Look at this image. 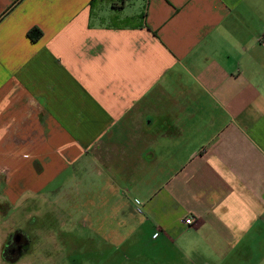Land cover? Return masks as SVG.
<instances>
[{
  "label": "crops",
  "instance_id": "1",
  "mask_svg": "<svg viewBox=\"0 0 264 264\" xmlns=\"http://www.w3.org/2000/svg\"><path fill=\"white\" fill-rule=\"evenodd\" d=\"M262 38L264 0H0V264L30 201L160 176L112 209L124 247L150 223L145 264H264Z\"/></svg>",
  "mask_w": 264,
  "mask_h": 264
},
{
  "label": "rangeland",
  "instance_id": "2",
  "mask_svg": "<svg viewBox=\"0 0 264 264\" xmlns=\"http://www.w3.org/2000/svg\"><path fill=\"white\" fill-rule=\"evenodd\" d=\"M163 179L164 177L160 176L154 182L147 184L119 182L113 187V184L106 182L99 185L96 192L98 200L93 198V208L97 205V201L99 204L96 215L91 213L92 196L87 193H82L77 203L72 196L73 215L71 216L65 215L66 212L64 213L62 209L59 210L60 202L56 198L30 201L29 220H23L19 225L28 240L26 246L28 250L21 254V257H9L5 245L2 257L6 262L20 261L17 264H145V260L151 261L150 259L154 257L153 251H150L152 248L145 246L150 240L147 231L151 224L147 223L144 233L132 237L129 244L124 247L122 241L125 232L122 224L126 216L112 215L111 212L116 205L129 204L139 208L140 198L150 194ZM125 186L132 189L128 195L123 194ZM76 204L78 207L75 206ZM129 219L132 226L138 225L141 221L134 214H131ZM16 233L9 235V241ZM148 254L151 256L150 259ZM251 264H262V262L257 260Z\"/></svg>",
  "mask_w": 264,
  "mask_h": 264
},
{
  "label": "flooded vegetation",
  "instance_id": "3",
  "mask_svg": "<svg viewBox=\"0 0 264 264\" xmlns=\"http://www.w3.org/2000/svg\"><path fill=\"white\" fill-rule=\"evenodd\" d=\"M28 240L26 239V235L23 232H17L14 237L8 242L7 254L9 257H21V254L25 253L28 249H26Z\"/></svg>",
  "mask_w": 264,
  "mask_h": 264
},
{
  "label": "trees",
  "instance_id": "4",
  "mask_svg": "<svg viewBox=\"0 0 264 264\" xmlns=\"http://www.w3.org/2000/svg\"><path fill=\"white\" fill-rule=\"evenodd\" d=\"M124 1V0H123ZM42 36V32L39 29H32L29 33H28V37L32 40V41H37L38 39H40ZM9 242V241H8ZM7 246V245H6ZM7 249V248H6ZM5 249V251H6ZM10 259V258H9ZM9 263H14L13 261L9 260Z\"/></svg>",
  "mask_w": 264,
  "mask_h": 264
},
{
  "label": "built area",
  "instance_id": "5",
  "mask_svg": "<svg viewBox=\"0 0 264 264\" xmlns=\"http://www.w3.org/2000/svg\"><path fill=\"white\" fill-rule=\"evenodd\" d=\"M261 40H262V42H264V38H262ZM193 222H194L193 218H190V217H189V218H186V219L184 220V224L187 225V226L192 225Z\"/></svg>",
  "mask_w": 264,
  "mask_h": 264
}]
</instances>
